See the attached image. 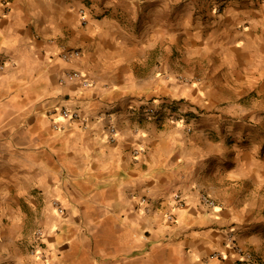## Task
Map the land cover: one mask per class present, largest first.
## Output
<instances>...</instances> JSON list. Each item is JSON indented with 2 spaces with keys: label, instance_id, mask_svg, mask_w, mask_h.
<instances>
[{
  "label": "crops",
  "instance_id": "0c3cea01",
  "mask_svg": "<svg viewBox=\"0 0 264 264\" xmlns=\"http://www.w3.org/2000/svg\"><path fill=\"white\" fill-rule=\"evenodd\" d=\"M3 63L0 264H264V0H0Z\"/></svg>",
  "mask_w": 264,
  "mask_h": 264
},
{
  "label": "built area",
  "instance_id": "2783aa9c",
  "mask_svg": "<svg viewBox=\"0 0 264 264\" xmlns=\"http://www.w3.org/2000/svg\"><path fill=\"white\" fill-rule=\"evenodd\" d=\"M6 5V4H5ZM217 11L219 12L220 9L217 8ZM81 55V51L79 49H65L62 51V57L66 60H72L76 57H80ZM5 63L1 64L0 68H4ZM75 79H81L83 84L85 86H89L90 85V81L88 79H84L82 78V74L80 71L77 70H72V71H68L66 72V74L64 75V77L62 78L63 81L65 80H75ZM162 107H157V106H153V105H149L146 106L144 108V113L146 116H151V117H155L157 115H159L162 112ZM57 109L55 107L51 108L49 110L50 114H56L57 113ZM78 113L77 112H71L68 108H64L60 111L59 116L57 117V120L54 123V126L56 129H62L64 126L62 125V121L68 118H77L78 117ZM179 118V117H178ZM86 124V123H85ZM117 135V128L116 126L112 125L110 128V140H114L115 137ZM138 153V150H135V154ZM177 199H179L181 201V196L177 195ZM203 204L209 206V207H215L216 206V202L214 199H212L211 197L207 196V195H203L201 198ZM54 204L57 206V208L59 209V211L61 213L64 212V209L62 208V206L60 205V203L58 201H55ZM42 235V231L39 230L37 232V236H41ZM230 240H231V245L233 246V248L235 249V251L241 255V257L243 259H245L248 262H253L255 260V257L252 253L247 252L246 250H244V248H242L241 246H239L238 244H236V242L234 241L233 238V234L230 233Z\"/></svg>",
  "mask_w": 264,
  "mask_h": 264
}]
</instances>
